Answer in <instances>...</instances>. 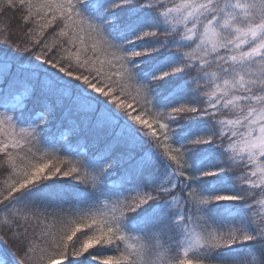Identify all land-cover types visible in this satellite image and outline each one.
I'll return each mask as SVG.
<instances>
[{
    "label": "snow or ice",
    "instance_id": "1",
    "mask_svg": "<svg viewBox=\"0 0 264 264\" xmlns=\"http://www.w3.org/2000/svg\"><path fill=\"white\" fill-rule=\"evenodd\" d=\"M0 264H264V0H0Z\"/></svg>",
    "mask_w": 264,
    "mask_h": 264
}]
</instances>
